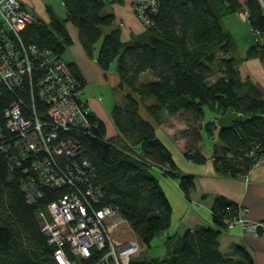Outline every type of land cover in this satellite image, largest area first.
Returning <instances> with one entry per match:
<instances>
[{"label": "trees", "instance_id": "obj_1", "mask_svg": "<svg viewBox=\"0 0 264 264\" xmlns=\"http://www.w3.org/2000/svg\"><path fill=\"white\" fill-rule=\"evenodd\" d=\"M62 2L65 20L53 15L48 22L36 18L19 37L26 48L64 56L72 43L64 26L69 21L78 29L88 55L101 40L97 62L102 70L117 61L121 88L127 87L130 93L111 113L116 136L108 138L104 124L92 112L90 127L71 134L79 150L77 160L89 165V184L103 193L99 206H114L123 215L125 223L114 237L136 238L145 250L155 237L166 235L164 255L143 261L149 264H254L243 246L236 247L232 256L220 251L218 236L238 209L224 199H217L211 208L213 227L169 237L172 208L160 178H178L187 199L194 179L177 173L172 154L156 130L167 119L180 117L185 158L196 164L206 162L200 151L205 135L214 142L212 162L220 176L243 177L264 156V95L250 78L242 77L233 57L237 43L222 27L227 16L246 12V21L259 40L249 45L243 60L257 58L264 67V6L258 0H157L158 10L145 29L147 41L123 43L119 29L104 34L115 22L114 15L104 10L106 3L124 0ZM68 63L82 91L84 80ZM144 73L150 78L141 82ZM23 83L0 86V134L5 143L17 137L6 128L5 111L13 103L24 112L33 105L37 114L46 111L34 81L26 78ZM5 143L0 138V264H56L37 214L68 187L46 188L41 199L28 203L20 187L26 176L23 169H11Z\"/></svg>", "mask_w": 264, "mask_h": 264}, {"label": "built area", "instance_id": "obj_2", "mask_svg": "<svg viewBox=\"0 0 264 264\" xmlns=\"http://www.w3.org/2000/svg\"><path fill=\"white\" fill-rule=\"evenodd\" d=\"M258 1L264 6V0ZM132 10L148 29L158 2L132 0ZM36 18L20 0H0V86L20 87L28 78L46 106L42 115L35 105L24 112L13 103L5 111L6 128L17 134L13 143H5L0 134L10 167L23 169L26 177L20 187L28 203L41 199L46 188L68 187L37 214L56 264H148L139 258L141 245L136 238L123 241L114 237L125 223L123 215L114 206H99L103 193L89 184L87 162L77 160L79 150L71 134L90 127L91 109L82 99L68 60L46 50L26 48L19 37ZM262 164L264 156L254 166ZM239 214L237 209V215L227 220L228 228L239 224L244 231L257 234L260 224L247 223Z\"/></svg>", "mask_w": 264, "mask_h": 264}, {"label": "crops", "instance_id": "obj_3", "mask_svg": "<svg viewBox=\"0 0 264 264\" xmlns=\"http://www.w3.org/2000/svg\"><path fill=\"white\" fill-rule=\"evenodd\" d=\"M20 1L44 22L49 21L50 15L59 20L66 18V9L62 0L59 2L60 4L52 0ZM104 12L113 14L115 17L113 26L105 28L104 34L119 29L123 43L135 39L142 43L147 41L148 34L133 13L132 0H124L122 4L106 3ZM64 26L72 41L64 56L71 64H74L84 80L82 99L90 107L96 120L104 124L106 136L108 138L115 137L117 132L112 120V110L115 105L123 104L125 97L130 93L127 87L121 88L117 61L115 60L108 70H102L97 62L101 40L95 45L92 54L88 55L81 45L78 29L69 21H66ZM229 31L233 35V32ZM236 51H239L238 48ZM243 57L244 55L241 54L237 60L242 77L250 78L264 95V67L262 63L257 58L243 60ZM149 78L150 75L144 73L140 80L142 82ZM141 114L145 119L150 120L144 110H141ZM207 117H212V114L208 113ZM169 120L172 118L167 119L158 127L157 137L171 152L177 173L193 177L194 188L187 199L179 186L178 178H160V185L172 208L171 224L167 234L176 239L189 230L196 231L213 227L211 208L217 199H224L238 207L239 216L243 221L260 224V228L257 234L244 231L239 224L222 230L218 236L220 251L225 255L232 256L236 247L243 246L251 255L254 264H264V164L253 166L243 177L232 178L217 175L212 162V148L206 153L207 148L204 149L202 143L203 139H207L212 146L214 142L203 135L200 151L207 157V160L204 164H196L184 156L185 141L179 135L184 126L167 127L166 122Z\"/></svg>", "mask_w": 264, "mask_h": 264}, {"label": "rangeland", "instance_id": "obj_4", "mask_svg": "<svg viewBox=\"0 0 264 264\" xmlns=\"http://www.w3.org/2000/svg\"><path fill=\"white\" fill-rule=\"evenodd\" d=\"M52 1L58 2V3L61 2V0H52ZM56 9L58 8L56 7ZM263 13H264V7H263ZM246 17H247L246 12L245 14L242 12L238 14L229 15L222 20V27L225 30L228 29L233 32L234 40L237 43V48L239 51H236L233 54V57L236 60H238L239 55L241 54L244 55L249 43H254L256 40H259L258 35L250 29L249 24L246 21ZM179 118L180 117L169 120L168 122H166V126L171 127L175 125V127H179L181 125V121ZM166 126L165 128H167ZM166 130L168 131V129ZM179 135L181 134L179 133ZM176 138L177 136L175 137V139ZM202 143L204 145V149L207 148L206 153H208L211 150V148L213 150V146L211 145V143L208 142L207 139H203ZM165 240H166V237L164 235L155 237L151 241L150 248H146L145 250L141 249L139 258L142 260H146L148 262L153 257H162L164 255V250H165V245H164Z\"/></svg>", "mask_w": 264, "mask_h": 264}]
</instances>
